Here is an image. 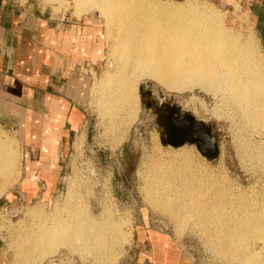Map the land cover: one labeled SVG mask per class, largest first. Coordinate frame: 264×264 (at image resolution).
<instances>
[{
  "label": "rangeland",
  "instance_id": "1",
  "mask_svg": "<svg viewBox=\"0 0 264 264\" xmlns=\"http://www.w3.org/2000/svg\"><path fill=\"white\" fill-rule=\"evenodd\" d=\"M150 1L208 9L246 46L253 77L264 72V53L252 24V0ZM0 7L11 17L53 16L56 22L68 18L72 24L76 20L83 24L92 16L100 30L99 57L90 59L88 66L84 61L69 67L74 73L63 80L84 121L79 128L77 121V130L63 145L57 140L55 155L38 139L43 129L31 125L33 116L45 114L22 112L28 105L44 109L45 92L38 88L28 103V89L16 87L11 91V102L16 104L12 112L0 105V136L12 142L18 157L11 183L0 173V264H156L155 259L157 264H264V123L247 122L216 83L198 79L192 88L168 90L145 77L137 86V116L130 119L129 108H111L117 125H110L104 112L109 90L102 79L117 71V63L109 55L111 38L101 12L78 14L75 0H0ZM35 75L30 77L44 86L45 78L39 82ZM142 84L212 127L219 136V158L208 159L196 145L164 144L155 115L142 109ZM185 152L191 162L173 160ZM49 158L54 162L43 161ZM161 168L182 173L191 187L203 189L201 198L213 205L208 208L209 222H200L197 215L180 222L170 208L159 211L148 204L146 180L152 169ZM176 184L182 187L184 182ZM72 216L82 224L72 225L70 236H56L55 253H45L47 246L33 248L31 240H39L43 224L55 229ZM242 221L252 224L240 226ZM238 229L246 237L236 236ZM89 237H101L105 243H87Z\"/></svg>",
  "mask_w": 264,
  "mask_h": 264
},
{
  "label": "bare ground",
  "instance_id": "2",
  "mask_svg": "<svg viewBox=\"0 0 264 264\" xmlns=\"http://www.w3.org/2000/svg\"><path fill=\"white\" fill-rule=\"evenodd\" d=\"M75 4L78 14L99 10L108 23L109 55L117 63V71L102 79L109 90L104 112L111 120L110 125H117L111 108H129L130 119L137 116L138 109L134 110L137 86L145 77L155 79L168 90L192 88V83L198 79L208 85L216 83V89L231 97L247 122L253 126L264 123V72L253 77L255 74L249 68L251 54L246 46L208 9L195 4L170 6L150 0H75ZM12 146V142L0 136V173L8 183L16 176L18 164ZM188 158L185 152L173 160L191 162ZM176 172L162 168L149 172L146 180L148 204L159 211L170 208L172 217L180 222L195 215L200 222H209L208 208L213 205L201 198L203 189L191 187L190 179ZM177 180L184 185L180 187ZM79 223L72 216L55 229L43 224L39 240L32 239L31 245L33 248L47 246L45 253H55L52 248L56 236H70L75 228L72 225ZM242 223L252 224L242 221L240 226ZM235 234L246 237L242 229ZM93 241L105 243L101 237L86 239L87 243Z\"/></svg>",
  "mask_w": 264,
  "mask_h": 264
},
{
  "label": "crops",
  "instance_id": "3",
  "mask_svg": "<svg viewBox=\"0 0 264 264\" xmlns=\"http://www.w3.org/2000/svg\"><path fill=\"white\" fill-rule=\"evenodd\" d=\"M251 15L264 53V0H252ZM54 18L26 15L11 17L4 7H0V105L4 111L12 112L11 107L16 104L11 102V91L16 87L28 89V103L33 98L32 92H37L38 88L45 92L44 109L28 105L26 110L20 111L45 114L42 118L33 116L31 125L33 129H43L38 139L42 144L52 147L51 156L55 155L53 147L57 140L59 146L63 145L84 121L78 103L71 99L73 91L66 88L68 84H64V87L63 80L68 78V74L74 73L69 67L83 65L84 61H87L88 66L92 64L90 59L99 57L100 39L99 27L96 28L92 16L84 19L83 24L78 20L72 24L68 18L56 22ZM33 74H36L39 82L44 77L45 85L39 86L37 79L30 77ZM49 129L57 133L52 131L47 134L46 130ZM43 161L54 162L51 158ZM29 173L35 176L34 171L30 170Z\"/></svg>",
  "mask_w": 264,
  "mask_h": 264
},
{
  "label": "water",
  "instance_id": "4",
  "mask_svg": "<svg viewBox=\"0 0 264 264\" xmlns=\"http://www.w3.org/2000/svg\"><path fill=\"white\" fill-rule=\"evenodd\" d=\"M146 87V84L140 87L142 109L146 107L155 115L164 144L168 143L174 147L196 145L208 159L219 158V136L212 127L198 121L190 112L184 111L179 103L163 94L158 96L153 90H146Z\"/></svg>",
  "mask_w": 264,
  "mask_h": 264
},
{
  "label": "flooded vegetation",
  "instance_id": "5",
  "mask_svg": "<svg viewBox=\"0 0 264 264\" xmlns=\"http://www.w3.org/2000/svg\"><path fill=\"white\" fill-rule=\"evenodd\" d=\"M154 258H155V255H154ZM155 263L157 264V259H155Z\"/></svg>",
  "mask_w": 264,
  "mask_h": 264
}]
</instances>
